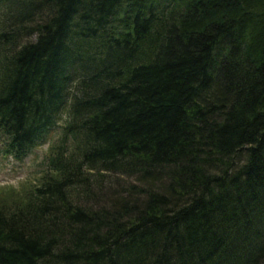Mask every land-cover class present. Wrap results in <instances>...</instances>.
I'll return each mask as SVG.
<instances>
[{
	"label": "trees",
	"instance_id": "1",
	"mask_svg": "<svg viewBox=\"0 0 264 264\" xmlns=\"http://www.w3.org/2000/svg\"><path fill=\"white\" fill-rule=\"evenodd\" d=\"M56 129L0 264H264V0H0V154Z\"/></svg>",
	"mask_w": 264,
	"mask_h": 264
},
{
	"label": "rangeland",
	"instance_id": "2",
	"mask_svg": "<svg viewBox=\"0 0 264 264\" xmlns=\"http://www.w3.org/2000/svg\"><path fill=\"white\" fill-rule=\"evenodd\" d=\"M58 130L52 131L47 136L45 144L37 147L22 162L13 160L11 157L6 158L0 154V188L5 196L20 190L27 182L36 179L37 172L42 170V162L51 142L57 138L60 132Z\"/></svg>",
	"mask_w": 264,
	"mask_h": 264
}]
</instances>
